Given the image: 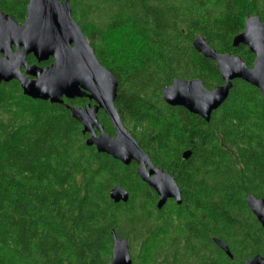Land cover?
Listing matches in <instances>:
<instances>
[{"label": "trees", "instance_id": "1", "mask_svg": "<svg viewBox=\"0 0 264 264\" xmlns=\"http://www.w3.org/2000/svg\"><path fill=\"white\" fill-rule=\"evenodd\" d=\"M70 3L101 64L118 79L116 107L125 126L175 177L183 201L158 208L137 163L86 145L89 134L64 104L26 96L16 80L0 82V264H108L112 230L129 241L132 264H243L264 256V228L246 202L247 194L264 198L260 90L234 80L210 121L162 97L176 77L199 78L208 89L224 83L216 62L193 47L197 36L252 67L254 53L234 47L233 38L248 16L264 21V0ZM27 4L0 0V12L23 22ZM99 120L115 133L104 111ZM118 184L129 191L127 202L111 199Z\"/></svg>", "mask_w": 264, "mask_h": 264}, {"label": "water", "instance_id": "2", "mask_svg": "<svg viewBox=\"0 0 264 264\" xmlns=\"http://www.w3.org/2000/svg\"><path fill=\"white\" fill-rule=\"evenodd\" d=\"M27 15L23 23L13 16L0 12V82H19L23 93L33 99L64 104L89 134L86 145L95 146L98 152L129 165L138 164L139 177L159 195L158 208L169 199L182 203V189L175 177L156 166L150 155L125 126L116 107L119 82L117 77L98 59L87 35L74 19L70 0H28ZM246 45L254 53L255 60L249 67L242 56L230 52L221 53L208 44L205 37L197 36L193 47L204 57L216 62L224 83L208 89L199 78L176 77L163 87V100L171 106L186 108L189 112L210 121L215 110L228 99L233 82L242 79L257 87L264 103V21L258 15L245 20L244 30L235 35L233 46ZM33 54L38 63L53 59L49 65L30 64ZM88 98L77 106L65 103V99ZM104 111L114 127V135L106 132L99 120ZM191 150L183 152L188 159ZM115 202H127L130 193L121 185L110 191ZM246 202L264 228V198L247 194ZM112 258L108 264H132L129 241L112 230ZM214 242L230 257L233 254L227 243L219 238ZM241 264V263H237ZM243 264H264V256L257 254Z\"/></svg>", "mask_w": 264, "mask_h": 264}, {"label": "flooded vegetation", "instance_id": "3", "mask_svg": "<svg viewBox=\"0 0 264 264\" xmlns=\"http://www.w3.org/2000/svg\"><path fill=\"white\" fill-rule=\"evenodd\" d=\"M24 22V21H23ZM23 22H19V23H23ZM34 58L35 59V61H30L31 59L30 58ZM28 62L30 63V64H39V65H41V66H45V65H49V64H51L52 62H53V59L51 58V59H49L47 62H40V63H38V61H37V59L35 58V56L33 55V54H30L29 56H28ZM84 99H87V101H85L84 103H83V105H85V104H87V103H91L92 105H94V101H90L88 98H84ZM79 106H82V105H79ZM102 110H100L99 111V114H100V112H101ZM114 135V134H113ZM132 163H134V162H132ZM136 163V162H135ZM138 165V164H137ZM156 165V164H155ZM156 166H159V165H156ZM138 167V166H137ZM153 189V188H152ZM154 190V189H153ZM155 191V190H154ZM156 192V191H155ZM157 194V193H156ZM158 195V194H157ZM158 197H159V195H158ZM158 200H159V198H158ZM170 200V199H169ZM171 200H174V199H171Z\"/></svg>", "mask_w": 264, "mask_h": 264}]
</instances>
